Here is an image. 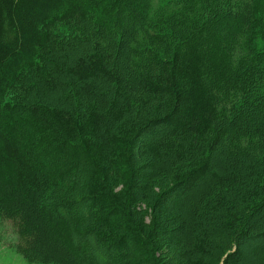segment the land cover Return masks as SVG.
Instances as JSON below:
<instances>
[{
	"label": "trees",
	"instance_id": "1",
	"mask_svg": "<svg viewBox=\"0 0 264 264\" xmlns=\"http://www.w3.org/2000/svg\"><path fill=\"white\" fill-rule=\"evenodd\" d=\"M263 209L264 0H0V218L25 259L257 264Z\"/></svg>",
	"mask_w": 264,
	"mask_h": 264
},
{
	"label": "rangeland",
	"instance_id": "2",
	"mask_svg": "<svg viewBox=\"0 0 264 264\" xmlns=\"http://www.w3.org/2000/svg\"><path fill=\"white\" fill-rule=\"evenodd\" d=\"M223 153L219 149V154ZM197 197V196H196ZM179 204V203H178ZM180 208H175L173 205H167L169 213L173 216L185 215L186 209L183 207V202L179 205ZM257 223L253 228V233L249 235L250 238H244L241 245V252H247L248 255L252 256L251 261L257 260V264L264 263V258L259 259L260 257L257 254L256 246L258 242H263L264 240V209L259 212L257 215ZM174 227L167 229V234L175 236ZM170 230V231H169ZM173 236V237H174ZM92 241V238H89V241ZM90 241V242H91ZM17 243V236L11 226V223L4 221L0 218V264H39L35 262H30L25 259L21 254L18 253L17 248L15 247ZM177 249H171L169 256L171 259H175ZM177 259H175L176 261ZM175 263V262H173Z\"/></svg>",
	"mask_w": 264,
	"mask_h": 264
}]
</instances>
